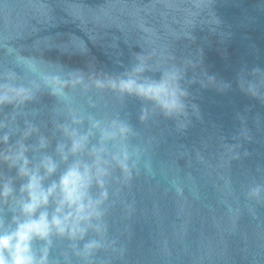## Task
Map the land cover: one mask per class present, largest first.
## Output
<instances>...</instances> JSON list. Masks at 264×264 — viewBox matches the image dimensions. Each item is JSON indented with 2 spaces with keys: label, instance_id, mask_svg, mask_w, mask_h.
<instances>
[{
  "label": "water",
  "instance_id": "95a60500",
  "mask_svg": "<svg viewBox=\"0 0 264 264\" xmlns=\"http://www.w3.org/2000/svg\"><path fill=\"white\" fill-rule=\"evenodd\" d=\"M139 57L153 79L173 65L183 72L186 116L165 117L108 89L77 86L56 98L43 87L47 73H82L90 84ZM3 68L39 86L25 105L0 108V134L13 143L26 122L38 129L26 144L48 139L29 151L34 163L59 159L56 145L67 140L57 126L69 110L132 129L129 174L113 164L106 177L103 246L85 259L73 241L53 236L49 264H264V0H0ZM0 175L16 171L0 164ZM22 182L15 179L17 189ZM11 215L0 205L6 224ZM90 239L101 237L90 230L77 250Z\"/></svg>",
  "mask_w": 264,
  "mask_h": 264
},
{
  "label": "clouds",
  "instance_id": "9594fccd",
  "mask_svg": "<svg viewBox=\"0 0 264 264\" xmlns=\"http://www.w3.org/2000/svg\"><path fill=\"white\" fill-rule=\"evenodd\" d=\"M18 60L24 58L18 57ZM25 63L30 70H36L35 61L25 60ZM150 67L147 58L139 57L124 73L92 78L90 84L82 73H69L67 77L47 73L42 82L48 94L56 98L64 97L66 90L77 86L85 91L95 87L146 101L165 117L186 116L188 92L181 85L183 72L173 65L163 70L159 79H153L145 75ZM38 87L12 68H3L0 70V108L10 105L16 109L25 105L35 98ZM148 111L142 110L141 120L147 118ZM85 120L87 127H84ZM6 127L0 122V129ZM57 127L67 140L56 145L59 159L45 154L36 163L33 162L35 157L29 158V151L46 149L49 141L42 135L37 146L25 141L38 129L26 122V128L14 143L10 132L0 134V164L16 171V177L0 175V205H10L12 211L7 224L0 218V264H49L53 236L73 241L71 247L85 259L103 246L101 241L106 228L102 223V206L108 198L106 177L113 164L129 174V153L124 141L132 129L118 119L104 121L75 110H69L67 122ZM93 139L96 143H92ZM110 143L113 147L119 145L118 150L111 151ZM61 164L65 167L57 176ZM17 177L23 181L18 189ZM94 185L100 189L95 196L91 191ZM258 193L259 188L253 192ZM90 230L101 239H90L77 250L75 242L84 240ZM35 242H41L39 249L34 248Z\"/></svg>",
  "mask_w": 264,
  "mask_h": 264
}]
</instances>
